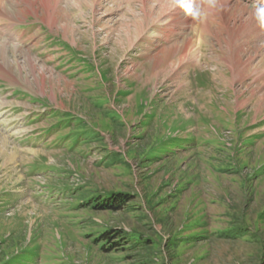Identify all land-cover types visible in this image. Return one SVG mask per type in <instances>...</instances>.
Returning <instances> with one entry per match:
<instances>
[{
	"label": "rangeland",
	"instance_id": "rangeland-1",
	"mask_svg": "<svg viewBox=\"0 0 264 264\" xmlns=\"http://www.w3.org/2000/svg\"><path fill=\"white\" fill-rule=\"evenodd\" d=\"M58 1L70 24L0 0V42L37 64L0 59V264H264V29L149 0L137 36L142 0ZM108 197L129 201L89 206Z\"/></svg>",
	"mask_w": 264,
	"mask_h": 264
},
{
	"label": "bare ground",
	"instance_id": "bare-ground-1",
	"mask_svg": "<svg viewBox=\"0 0 264 264\" xmlns=\"http://www.w3.org/2000/svg\"><path fill=\"white\" fill-rule=\"evenodd\" d=\"M142 1L145 3V7L142 8L144 13L141 16V18L139 19L140 23L136 22V21H138L137 19L136 20L134 19V21H133V22H136L134 24L135 25L134 27L137 28V31H136L138 33V34L136 33L137 36H139L141 34V30H140L141 25L143 26L144 23H146L148 21V18L150 19L151 17H153L154 12L155 13L157 12L156 10H154V6L158 5V3H159V7H158L159 10L158 11L159 12L161 11L162 15H164L166 12H168L169 7L171 6V3H170L171 0H168L165 3H164L165 0H158L157 1L158 3L154 4L152 2L154 5L149 6V7H148L149 4L146 3L149 0H142ZM43 2L46 4V12L47 13H49V11L51 10V11H53V13H55V15H61V18H62L61 21L60 20H56V21L54 20L55 22L60 23V22L66 21V19L69 20L70 17L68 15L67 9L66 8L64 9L61 7V5L59 3L60 1H58V0H43ZM218 7L223 8L224 12L230 8H232V10L233 9L235 10L233 15H232V18L227 20V23H228L231 31L237 32L241 28L246 27V25L249 23L250 19L254 18V12L252 10H250L249 8L244 7L238 3H232L230 5L229 0H219ZM148 8L150 9V12H148ZM246 14L248 16L249 15L250 16L248 18H246ZM50 17H52V15ZM68 23L70 24V20L68 21ZM177 46H179V47H177ZM177 46L172 47L171 50H167V49L165 50L164 49L161 51V54H165V55H167V57H169L170 55H172V53H175V52L178 53L179 52V54L180 53L182 54V57L179 60H184L187 57L188 52L190 51V49L188 48V46H189L188 42H185V43H183L181 45H177ZM23 57H26L24 65L19 62L20 58H23ZM0 59L4 61V63L7 65V67L9 69L15 71V73L18 74V76L20 78H24V80L27 83H29V79H28L27 75L23 74V72H22L23 67L27 68L29 70V72L32 74V76L35 78V73H36L35 65H37V64L33 65L34 61L30 58V56L27 53H25L24 51L16 48L15 46L0 42ZM42 79L44 81V79H45L44 76L42 77ZM36 81H37V79H36ZM33 82H34V80H33ZM6 144H7L6 140L4 138L2 139L0 136V146L4 145V147H5ZM3 153H4V150H2V148H0V154H3Z\"/></svg>",
	"mask_w": 264,
	"mask_h": 264
},
{
	"label": "clouds",
	"instance_id": "clouds-1",
	"mask_svg": "<svg viewBox=\"0 0 264 264\" xmlns=\"http://www.w3.org/2000/svg\"><path fill=\"white\" fill-rule=\"evenodd\" d=\"M175 3L192 21L203 23L208 10L217 8L219 0H175ZM254 18L264 29V0H256Z\"/></svg>",
	"mask_w": 264,
	"mask_h": 264
},
{
	"label": "trees",
	"instance_id": "trees-1",
	"mask_svg": "<svg viewBox=\"0 0 264 264\" xmlns=\"http://www.w3.org/2000/svg\"><path fill=\"white\" fill-rule=\"evenodd\" d=\"M129 200L126 198H102L98 201H95L96 203H92L91 205L89 204L90 207H92L91 209L95 210V211H104V210H111L113 208L114 205H118L117 207H115L114 209H116L117 211L121 210V206L119 205H124L125 203H127ZM111 236L110 234H106L104 236H102V239H109Z\"/></svg>",
	"mask_w": 264,
	"mask_h": 264
}]
</instances>
